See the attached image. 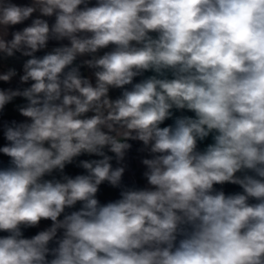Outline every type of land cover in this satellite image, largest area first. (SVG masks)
Instances as JSON below:
<instances>
[{
	"label": "clouds",
	"instance_id": "clouds-1",
	"mask_svg": "<svg viewBox=\"0 0 264 264\" xmlns=\"http://www.w3.org/2000/svg\"><path fill=\"white\" fill-rule=\"evenodd\" d=\"M0 264H264V0H0Z\"/></svg>",
	"mask_w": 264,
	"mask_h": 264
}]
</instances>
